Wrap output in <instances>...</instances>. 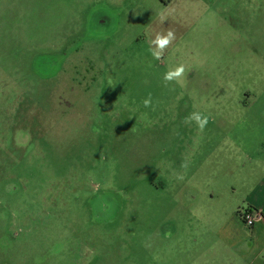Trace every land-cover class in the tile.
<instances>
[{
	"label": "rangeland",
	"instance_id": "rangeland-1",
	"mask_svg": "<svg viewBox=\"0 0 264 264\" xmlns=\"http://www.w3.org/2000/svg\"><path fill=\"white\" fill-rule=\"evenodd\" d=\"M194 111L203 131L183 122ZM262 138L264 0H0V264L236 257L202 239L201 203L218 187L235 229Z\"/></svg>",
	"mask_w": 264,
	"mask_h": 264
},
{
	"label": "crops",
	"instance_id": "crops-1",
	"mask_svg": "<svg viewBox=\"0 0 264 264\" xmlns=\"http://www.w3.org/2000/svg\"><path fill=\"white\" fill-rule=\"evenodd\" d=\"M228 137L231 138V140L226 137L224 141L225 143L230 141L232 146L237 147V152H241L242 150H244L243 147L245 146V142L240 139L241 135L238 130L232 131L231 135H228ZM253 149L256 154L247 156L248 161L253 163L251 167V176L242 179L239 183V186H241L242 189V196H240L239 194L236 195V198L238 200L236 201L237 204H235L234 209H237V211H239V209L244 206L254 208L262 213V218L250 229L251 232L249 233L246 232L247 227L245 226V224L242 225L241 219L236 218V223H234L235 229L232 226H225V223H221V221L219 220V213L217 210L222 209L225 212V206L229 205V202L224 205V193L219 192L218 187L216 188V192H210L211 194L208 197L207 201L201 203L200 217L203 228V231L201 232L202 239L204 240V237L206 235L205 233L207 232L217 233L215 241L214 238H211L212 243H219L218 241L222 239L223 243L229 246L228 248L236 250L234 251L236 257H225L222 258V260H212L207 263L222 264L226 263L227 261L228 263L226 264H230L244 261L247 262V264H264V138L259 140L257 146ZM258 170L259 172L256 174ZM256 176L258 177L256 178ZM221 186L223 187V183L221 184ZM230 186H233L232 183ZM233 189L234 193L231 194L232 197L236 192L235 187H233ZM229 198L230 197L227 196L226 201H228ZM242 203L244 205H241ZM232 205L233 204H231V206ZM233 231L241 233L240 236H242V238L235 237V233ZM242 232H245L246 234ZM248 256H252V258L250 260L248 258L247 261Z\"/></svg>",
	"mask_w": 264,
	"mask_h": 264
},
{
	"label": "clouds",
	"instance_id": "clouds-1",
	"mask_svg": "<svg viewBox=\"0 0 264 264\" xmlns=\"http://www.w3.org/2000/svg\"><path fill=\"white\" fill-rule=\"evenodd\" d=\"M175 39H176L175 32L171 29H169L166 32H157L154 38L150 39L149 41L150 43L149 51L152 57L155 60H162L166 49L173 43ZM185 71L186 69L183 63L178 64L175 68L167 71L163 76V81L165 83V86H167L169 83L172 82L180 84L181 81L184 79ZM143 105L146 108L153 107L151 93H149L148 97L144 99ZM208 121H209L208 115H205L198 111H194L189 116L185 117L183 122L185 124H191L194 122L197 129L199 131H203L204 128L207 126ZM180 166L182 168H186L187 163L182 162ZM176 179L182 181L184 179V175L178 174L176 176Z\"/></svg>",
	"mask_w": 264,
	"mask_h": 264
},
{
	"label": "built area",
	"instance_id": "built-area-1",
	"mask_svg": "<svg viewBox=\"0 0 264 264\" xmlns=\"http://www.w3.org/2000/svg\"><path fill=\"white\" fill-rule=\"evenodd\" d=\"M238 214L245 226L249 228H252L262 218V213L259 210L250 207L241 208Z\"/></svg>",
	"mask_w": 264,
	"mask_h": 264
}]
</instances>
